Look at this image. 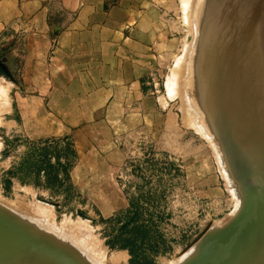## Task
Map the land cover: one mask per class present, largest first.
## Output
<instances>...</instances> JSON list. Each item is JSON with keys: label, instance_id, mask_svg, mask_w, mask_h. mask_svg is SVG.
<instances>
[{"label": "rangeland", "instance_id": "374dc122", "mask_svg": "<svg viewBox=\"0 0 264 264\" xmlns=\"http://www.w3.org/2000/svg\"><path fill=\"white\" fill-rule=\"evenodd\" d=\"M245 1L237 7L234 0H161L153 15L158 43L140 98L108 108L106 116L87 115L88 122L69 113L74 109L63 97L31 86V72L41 68L23 67L16 37L0 41V213L30 239L61 251L64 262L185 264L216 234L217 264H264V187L255 181L264 178L257 173L264 146L234 134L254 108L240 107L223 131L207 103L210 65L228 52L233 14L242 7L252 14ZM253 1L254 10L261 3ZM12 238L3 247L14 242L6 259L14 263L24 247ZM26 256L16 264H48Z\"/></svg>", "mask_w": 264, "mask_h": 264}, {"label": "crops", "instance_id": "0c3cea01", "mask_svg": "<svg viewBox=\"0 0 264 264\" xmlns=\"http://www.w3.org/2000/svg\"><path fill=\"white\" fill-rule=\"evenodd\" d=\"M160 1L0 0V41L16 37L23 67L41 68L31 72V86L63 97L69 113L88 122L87 115L106 116L140 98Z\"/></svg>", "mask_w": 264, "mask_h": 264}, {"label": "bare ground", "instance_id": "6f19581e", "mask_svg": "<svg viewBox=\"0 0 264 264\" xmlns=\"http://www.w3.org/2000/svg\"><path fill=\"white\" fill-rule=\"evenodd\" d=\"M234 1L237 2V4L233 2V5L236 4L237 7H239L238 6V3H240V5L242 3L241 6H243V1H245V0H243V1L241 0L242 2H240L239 0H234ZM250 1H245L244 4L246 2H249V4L251 3L252 8L249 7L250 5L248 6V3H246L247 5H245V7L248 6L250 9H252L251 10L252 14H250V12H249V15L248 14L245 15V11H244L245 8L244 9H243V7H242V9H239L238 8L239 9L238 10L237 7H236V9L238 10L237 11L238 13L236 12L237 14H233V15H236L235 18H233V20L231 21L228 29H226L227 27L225 28L226 29V34H225V37L224 36L223 37L226 40H229L230 41V44H229V48L227 49L228 52L224 56H221L220 57L218 55L219 56V61L216 60V59H214L215 61L218 62V63L215 62V65L216 66L213 67L214 65H210V68L212 67V68H215V69L214 70L212 68L210 69L211 71L212 70L213 71L210 72V74H209L210 77H208V79H207L208 81L206 80V82H208V84H210V80H211V86H210V90L208 92L209 93L208 95H209V98L210 99H209V102H207V103L208 104L211 103V109H210V112L209 113H210V115L213 116V118L215 117V119H214L215 120V124L217 125V127L220 130H221L222 127H225L228 122H231V120L233 119V117L235 118L234 115L236 114V111L240 107H243V108H247L248 107V109L250 108L249 111H252V109L254 108L253 111H252L253 113H247V116L245 115L246 117L243 118L244 120L242 119L239 122L240 125L237 124L239 126L238 127H235V131L234 130L233 131H234V134L236 136L238 135L239 138H241L240 140H243L242 138H244L246 140L244 142H247L248 144L251 141V143H252L251 146H254L253 142L259 144V146L260 145L264 146V113H263L264 112V92H263L264 89L262 90V87H264V85H263L264 84V82H263V80H264V0H260L261 5L259 6V4H256L254 10H253V6L254 5L252 4L254 1L253 0H250ZM255 2H258V1L255 0ZM186 4L187 3H185L184 6ZM248 7H247V10H248ZM234 9H235V7H234ZM259 9H260V11L258 13V10ZM231 10H233V9L231 8ZM209 11L211 12V10H209ZM209 11H208V14H209ZM256 12L258 14H260V16H259V18L257 20H259L260 17H261V21L259 20L260 21V25L257 28L254 27V21L257 18V16H256L257 13ZM228 13L229 12H227V14ZM224 15H222L221 18ZM230 15H231V13H230ZM233 15H232V17H233ZM216 21H218V20H216ZM212 22H214V21H212ZM218 22L220 24V22H221L220 18H219V21ZM218 22L217 23L214 22L216 24L215 25L213 24V25L216 26L218 24ZM227 24H225V25H227ZM257 24H258V22H257ZM215 29L216 28H214V30ZM214 34H212V36ZM223 34H224V32H223ZM209 40H210V37H209ZM220 41H219V43H220ZM216 42H218V41H216ZM215 44L217 45L218 43H215ZM216 45H215V47H216ZM207 46H208V44H206V47ZM213 46L214 45H212V47ZM226 46H228V45L226 44ZM221 47H222V45H221ZM201 49H202V46H201ZM212 49L214 50V48H212ZM217 50L219 52L220 49H217ZM205 51L206 50L202 51V53H205L206 54V52H208L209 49H208V51H206V52ZM225 52H226V50H225ZM211 53H212V51H211ZM211 53H210V55L208 54L209 57H207V58H210L211 57ZM205 54H204V58H206ZM207 60L209 61V59H207ZM210 60H212V59H210ZM210 63H211V61H210ZM204 65H207L206 62H205ZM205 67H207V66H205ZM203 70H204L203 73L206 74L205 71H207V69L205 70V68H204ZM206 75H208V73ZM206 75H205V78L207 77ZM205 78H203V79H205ZM206 82H205V84H206ZM202 83H204V80L202 81ZM202 86H204V88L206 87V85H202ZM253 105H257L258 107L257 106H253ZM208 106L210 107V105H208ZM209 107H208V110H209ZM255 107H257L258 109H256ZM259 108H261L260 110H263V111H261L262 114H261V112L259 113V111H260ZM255 109H256V111H258V110L259 111L256 113V111H254ZM237 114H238V116H236V119H238V117H240L239 116V113H237ZM238 120L235 121V122H238ZM211 122H212V125H213V122L214 121H211ZM222 130L224 131L223 128H222ZM253 130H255V132L252 133ZM223 131H222V133H223ZM227 131H229V130H227ZM232 135H233V132H232ZM235 135H233V136L235 137ZM234 139H238V138L235 137ZM231 140H232V138H231ZM247 143H245V145ZM255 146L258 147V145H255ZM242 147H240V148H242ZM257 147H255V149H258ZM245 148L248 151V148L247 147H245ZM245 148H242V149H245ZM249 148H250V146H249ZM250 149H249V151H250ZM253 149L254 148H252L251 150H253ZM261 149H259V150H261ZM263 149H262V151H263ZM262 151H260V153ZM252 152H255V151H252ZM255 153H258V152H255ZM249 154H251V153L249 152ZM254 154L252 153L251 155H254ZM262 154L264 155V153H262ZM242 155L244 156V154H242ZM255 157H254V159H255ZM246 158L248 159V156H246ZM247 159H245V161H244V158H242V162H244V163L247 162L246 161ZM251 159H253V158H251ZM251 159L249 158L250 161H251ZM254 159H253V162H254ZM258 159L259 158L257 157V159H255V160H258ZM259 160L261 161V159H259ZM248 163H249V161H248ZM248 163H246L245 166H247ZM250 163L252 164V161ZM251 164H249L251 166V168L253 166H255V165L252 166ZM260 166H259V169H260ZM239 167H242V166H239ZM263 167H264V163H263ZM239 169L241 170V168H239ZM261 169L264 170V168H261ZM249 170H250V168H249ZM263 170H258V172L255 170V172H257L259 175H263V177H264ZM242 171H244V170H242ZM247 174H248V172H247ZM246 176H248V175H246ZM246 176H245V178H246ZM254 178H257V177L254 176ZM255 181L257 183L256 185H259L261 187H264V178L263 179H258V180L256 179ZM245 182L246 183L247 182L249 183L250 180L249 181H245ZM254 185H255V183H254ZM4 216H6V218L8 217L6 214L0 213V241H2V242H0V259H1L0 262H3V264H16L25 255H27L26 258H28V257L29 258H34L35 257L36 258V261H39V263L40 262H48V264H49V263L58 262L59 264H78L76 261H74L72 259H69L68 262H64L60 258L61 255H63V253L61 251L56 250L54 248V246H51V244H49L48 242H45L41 238L36 237L35 239H30V237L26 236L23 233V231L20 230V228H18V226L16 224H13L12 221L9 218H7L4 221L2 219ZM25 230H26V228H25ZM10 235L11 236H14V238L10 237ZM263 236H264V234H263ZM7 237L12 238L16 242L15 244H17V246L18 245H20V246L22 245L24 247L22 249L23 252H20L19 257L17 258V260L14 263H11V262H9V261L6 260V259H8V256L7 255H9V253L12 251L11 249L13 247L16 248L15 245L13 247L11 246V245H13L12 243H14V242H12L11 245L9 243V245H10V248L9 249L3 247L4 246L3 240L5 238H7ZM262 237H260V238L262 239ZM53 244H56V243H53ZM209 244H210V242L207 244L206 249H208V247H209L208 245ZM59 245H61V243ZM15 248H14V250H15ZM30 248H35V250L39 251V253H41V252L43 253L41 255H45V256H39V254H37L35 252H33L34 254H31L32 251H28L29 252L28 253L27 250L28 249L31 250ZM201 250H202V247H201ZM53 252H54V254H53ZM260 254H261V252H260ZM37 256H39V257H37ZM54 257L56 258L55 261L52 260V259H54ZM260 260H263V259H260Z\"/></svg>", "mask_w": 264, "mask_h": 264}, {"label": "water", "instance_id": "95a60500", "mask_svg": "<svg viewBox=\"0 0 264 264\" xmlns=\"http://www.w3.org/2000/svg\"><path fill=\"white\" fill-rule=\"evenodd\" d=\"M2 219L5 221L7 218L6 216H4ZM212 237H213V240L208 245L209 246L208 249H206V247L204 246L199 256H197L196 258L187 260L186 261L187 263L185 264H217V262L219 261L221 257L220 255H222L221 253L222 247H219L220 245H216V244L221 240V237H218L216 234H213ZM231 237H229V240H231L230 239ZM209 238H211V236ZM0 264H3V262H0Z\"/></svg>", "mask_w": 264, "mask_h": 264}]
</instances>
